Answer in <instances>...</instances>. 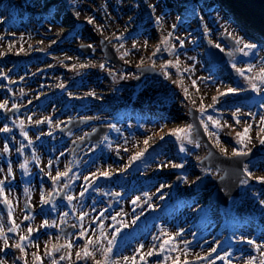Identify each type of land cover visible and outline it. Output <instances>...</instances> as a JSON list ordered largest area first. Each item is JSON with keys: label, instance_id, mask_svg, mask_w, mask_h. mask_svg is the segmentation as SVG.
Returning <instances> with one entry per match:
<instances>
[{"label": "rangeland", "instance_id": "1", "mask_svg": "<svg viewBox=\"0 0 264 264\" xmlns=\"http://www.w3.org/2000/svg\"><path fill=\"white\" fill-rule=\"evenodd\" d=\"M35 1L0 0V103L7 101L5 88L10 87L16 101H7L6 107L23 101L29 106L9 125L0 126L10 129L0 132V181H4L0 185L4 189L0 196V226L8 241L5 248L4 238H0V260L4 264H53V260L57 264H94L104 259L101 245L107 247L119 228L110 254L117 264H125L123 257L134 255L137 264H173L177 256L182 257L181 264L185 260L189 264H208V260L196 257L208 256L212 248L217 252L208 256L209 260L227 254L225 260L216 259L215 264H248L251 258H255L253 264H259L264 258L256 247L264 246V205L260 203L264 200V183L258 181L264 177V145L259 142L264 139V123L260 120L264 116V84L254 81L261 91H253L236 69L247 70L251 65L253 70L245 71V76L254 77L264 68V44L259 34L263 23L258 22L254 28L252 17H232L225 7L233 6V0H100L99 6L82 0L69 6L56 0L43 15L36 7L30 8ZM70 7L106 22L86 26L82 20L65 23L60 18L45 19L58 8L59 14H66ZM260 9L264 11V5ZM242 10L252 13L247 5ZM223 35L233 40V49L222 42ZM98 38H105L114 47L123 68L104 59ZM238 39L242 42L237 43ZM180 41H184L183 47ZM206 41L220 44L222 52L235 54L231 61H225L235 71L234 78L211 61ZM244 43H255L257 48L245 50L249 51L245 56L241 51ZM79 44H89L93 54H80L76 50ZM38 51L45 54L30 60ZM140 65L161 71L162 79L148 78L136 85L138 73L134 67ZM12 82L16 87H11ZM228 88L237 91L221 96ZM248 93V101H233L237 95ZM213 97H217L216 103ZM188 107L198 111L203 129L205 123L208 125V132H204L219 153L231 156L234 149L259 153L244 163L247 177L239 184V196L229 199L224 207L208 203L213 187L203 193L196 189L200 179H214L221 172L198 164L206 149L194 140L192 129L191 143L171 135L191 125ZM201 108L205 109L203 114ZM209 116L219 121V128L213 127ZM67 117L91 121L60 135L58 129L67 124ZM19 120L33 125L41 121V126L27 129L18 125ZM46 121H50L48 128L44 126ZM249 124L251 143L243 147L237 143V133ZM96 125H109L111 129L99 143L88 144L72 157L71 141L86 137ZM5 143L7 152L3 151ZM137 152L144 153L138 160L133 159ZM22 164L26 167L21 168ZM57 171H67L68 176L54 182L52 177ZM102 172L110 175L102 176ZM177 176L180 179L175 189ZM245 180L247 183H243ZM131 186H137L136 193H128ZM52 190L54 200L58 192L64 191L63 202H44ZM68 196L73 199L69 201ZM134 198L138 200L136 215L130 204ZM82 212L87 215L81 220ZM25 216L31 219L25 220ZM12 220L19 225L15 232L8 231ZM61 223L75 226V230L64 235ZM28 227L33 232L28 240L21 241V236L28 235ZM101 229L106 239L101 238ZM81 231L85 232L84 238ZM169 237L172 243L161 252L160 245ZM88 238L100 239V243L89 248L93 257L77 260L76 253L82 252ZM69 242L72 248L63 247ZM17 243L22 244L23 252L15 247ZM53 245L60 250L53 252ZM149 250L158 254L147 256ZM46 251L52 255H46ZM34 255L40 260L35 261ZM141 255L145 260H140Z\"/></svg>", "mask_w": 264, "mask_h": 264}, {"label": "water", "instance_id": "2", "mask_svg": "<svg viewBox=\"0 0 264 264\" xmlns=\"http://www.w3.org/2000/svg\"><path fill=\"white\" fill-rule=\"evenodd\" d=\"M222 41L230 45V48L233 49L234 42L227 36L222 37ZM100 50L103 54V57L118 66L119 69L123 67V63L118 58L114 48L107 42L106 39H99ZM77 50L85 55H90L93 52V48L87 44L79 45ZM207 53L210 55L211 59L218 65L222 66L226 72H228L232 77H235V71L230 67L225 65V61H231L232 56L229 53L220 51L214 45H211L207 42ZM38 55H41L39 53ZM235 55V54H234ZM135 70L140 73L137 81L140 82L146 76H154L157 78H162L161 73L154 69L153 67L146 65L141 67H136ZM250 94L237 95L233 101H240L243 99H249ZM3 111L0 109V113ZM7 115H11V111L7 112ZM188 115L192 123L193 138L196 141H199L204 148L207 150L205 156L199 160V164L204 169H214L221 172V175L216 179H207L203 178L199 181L197 188L200 190H207L209 187H213L211 193V199L213 202L226 206L229 199L232 197L239 196V184L242 181L243 177H247L244 170L243 164L259 155L257 151L248 152V155H233L225 156L220 154L211 142L208 140L199 120L198 112L192 108H188ZM83 122H86V119H74L69 120L65 130H69L72 127H77ZM109 127L107 126H97L92 131L88 132L86 137L83 138L80 142L75 143L73 148V153L76 149L82 145L89 142L96 143L100 140L102 135H105ZM179 177L176 178L175 184L177 185ZM251 182V181H250ZM64 192H61L58 195V199H62ZM73 230L72 226H67L61 230L64 235H67L70 231Z\"/></svg>", "mask_w": 264, "mask_h": 264}, {"label": "snow or ice", "instance_id": "3", "mask_svg": "<svg viewBox=\"0 0 264 264\" xmlns=\"http://www.w3.org/2000/svg\"><path fill=\"white\" fill-rule=\"evenodd\" d=\"M89 22H91V21H89ZM173 27H175V25ZM229 35L231 36L232 34L229 33ZM241 42H242V40H240V39L237 40V43H241ZM183 44H184V41H180V46L181 47H183ZM215 47L221 48L220 44H216ZM256 48H257V44H255V43H244V47H243V49H241V51L243 52V54L245 56H247L249 54V51H245V50H252V49H256ZM221 51H223V49H221ZM154 55H155V53H154ZM168 63L171 64V61H169ZM178 63H179V61H177V64ZM101 67H103V66H101ZM165 67H167V65H165ZM233 67L235 68V64L233 65ZM236 70L241 76H244V78L249 81L253 91H261V89L259 88L258 84L256 82H254V81H259V84H264V68H260L259 72L254 77L253 76H245V71H252L253 70L251 65H249V68L247 70L240 69V68H237ZM185 71H188V69H185ZM195 83L196 82L193 81V85H195ZM236 91H237V89H235V88H228L226 92L220 93V95L221 96H225V95H228V94H231V93H235ZM185 93H187V89H185ZM216 102H217V97H213V103H216ZM7 103L8 102L6 100L3 103H0V109L6 108ZM12 107L16 108V105L13 104ZM209 107H211V105H209ZM261 107H264V103L261 104ZM200 111H201V114H203L205 109L201 108ZM248 115H252V113H249ZM208 119L212 121L213 127H216V128L220 127V123H219L218 120H213V118L211 116H209ZM260 120H261V123H264V116H261ZM36 123H41V121H37ZM202 123H203V121H202ZM236 123H240L239 119L236 120ZM251 127L252 126L249 124L247 127H245L243 132L237 133V137H238L237 143L242 145L243 147H247V143H251V138L248 135ZM191 129H192V125H188L187 128H185V129H177V130H175L173 133H171V135L176 136L177 139L188 140V142L191 143L192 142V140H191ZM204 130L206 132H208V125L206 123L204 124ZM8 131H10V129L7 126H5L4 128H0V132H8ZM261 132H264V128H261ZM24 135L27 138V133H24ZM209 135L210 136H215L216 133H209ZM161 139H163V137H161ZM259 142H260L261 145H264V139H260ZM29 143H31V141H29ZM144 143L148 144V140H145ZM217 143H219V138L218 137H217ZM146 150L147 149H145V151ZM180 150L181 151L185 150L183 145H181V149ZM3 151L4 152L9 151L7 143H5ZM143 155H144L143 152H137L135 154V156L133 157V159H137L138 160ZM233 155L234 156L235 155H248V152L243 151V150L234 149L233 150ZM182 166L183 165H173V167H182ZM25 167H26L25 164L21 165V168H25ZM245 171H247V168H245ZM9 172H11L10 169H9ZM100 175L107 177L110 174L108 172H102V173H100ZM67 176H68V172L67 171H65V172L57 171L56 175L54 177H52V179L55 182V181L60 180L61 177H67ZM87 179L88 178L85 177V180H87ZM258 181L261 182V183H264V177H259ZM3 183H4V181H0V185H3ZM243 183H247V181L245 180V181H243ZM65 187H67V184L65 185ZM3 194H4V189H3L2 186H0V196H3ZM80 195L83 196L84 193L81 192ZM67 199L69 201H71L73 199V197L72 196H68ZM137 199H139V198H137ZM42 200H43V197H42ZM50 200H51V197H49V200H45L44 202L48 203V202H50ZM4 202L8 203L6 197H5V201ZM135 203H136V200L133 201V204H135ZM260 203L262 205H264V200L260 201ZM8 215H9V219L11 220V216H12L11 210H9ZM65 215H67V213H65ZM85 215H87V213H83V212L81 213V217H80L81 220L83 219V217ZM100 215L103 216V212ZM24 219L28 220V219H31V217L25 216ZM112 219L115 220L116 217H112ZM133 223H135V221H133ZM44 224L47 225L48 222L45 221ZM124 226L127 227V225H124ZM18 228H19V225L16 224L14 220H12V227H10L8 229V231L9 232H15ZM119 231H120L119 228L115 229V232L113 233L112 238L107 241V247H103L101 245L100 250H101V252H102V254L104 256V259L103 260H95L94 264H117L116 261L111 259L110 254L112 253V249H113V246H114V243H115V240H116V233H118ZM32 232H33V229L31 227H28V229H27L28 235L21 236L20 240L21 241L28 240L29 237L31 236ZM176 235H181V233L177 232ZM80 236H81V238H84L85 237V232L81 231ZM0 238H4L5 248H7L8 247V241H7V238L4 237V231H3V227L2 226H0ZM101 238L106 239V237H104V233H103L102 229H101ZM172 240H173L172 237H169V239L165 240L160 245V251L163 252L165 247L172 243ZM247 242L249 244H253L254 243V241H252V240H248ZM99 243H100V239H95L94 240L92 238H88L87 242H86V245L82 249V252L78 251L76 253L77 260L93 257L94 253L92 251H90L89 248L92 247L93 245H96V244H99ZM185 243H187V242H185ZM72 246H73L72 243L69 242L66 245H64L63 247L72 248ZM15 247L20 249L22 252L24 250L22 244H20V243H17L15 245ZM143 247H144V245L141 244L140 248L143 249ZM256 247L260 251L261 257H264V246L257 245ZM59 250H60V248H58L56 245H53V249H52L53 252L54 251H59ZM216 252H217V249L216 248H212L211 252L208 254V256H211L212 253H216ZM45 254L48 255V256H51L52 252H47L46 251ZM156 254H158V253L154 252L153 250H149L146 255L147 256H153V255H156ZM186 254H187V252H185V255ZM208 256H197L196 259L197 260H208V264H215V260L216 259L225 260L227 254L225 256L217 255L215 257V259H213V260H209ZM60 259H65V257L61 256ZM254 259L255 258H251L248 261V264H253ZM34 260L35 261H39L40 257L34 255ZM123 260L125 261V264H129V262H130V264H137V257L135 255L132 256V257H123ZM140 260H145V256L141 255L140 256ZM0 264H4V261L0 260ZM53 264H57V262L55 260H53ZM173 264H181L180 258L178 256L174 259ZM183 264H189V262L187 260H185L183 262ZM259 264H264V258L260 259Z\"/></svg>", "mask_w": 264, "mask_h": 264}, {"label": "trees", "instance_id": "4", "mask_svg": "<svg viewBox=\"0 0 264 264\" xmlns=\"http://www.w3.org/2000/svg\"><path fill=\"white\" fill-rule=\"evenodd\" d=\"M54 1H56V0H42V1H35V4H34V6L33 7H30V8H34V7H36V9H38L40 12H41V14L43 15L44 14V9L49 5V4H53L54 3ZM64 3H67L69 6H73L72 5V2L74 3L75 1H80V0H62ZM82 1H89V2H91V4H94V5H98L99 4V2H100V0H82ZM105 1H108V0H105ZM112 1V0H111ZM253 1V3H254V6H250V8L254 11V12H256L259 16H260V18L261 19H263L264 20V11H261V9H260V6L261 5H264V0H252ZM41 4V5H40ZM41 7H40V6ZM100 5V4H99ZM98 5V6H99ZM57 6L59 7V8H61L62 7V5H59V4H57ZM230 4H228V5H226V8H228L229 9V11H230V13H231V15H232V17H235V18H241L242 17V14L239 12V11H234V13H232V9H230ZM58 8V9H59ZM58 9L57 10H55V12H52L53 14L52 15H46V16H48V17H45V19H50V18H54V19H57V18H60L61 20H62V22L64 21L65 23H66V21L69 23V22H74V23H76V22H78V21H80V20H82V21H84L85 23H86V26H91V25H95V24H97V22H100L101 24H102V21H104V22H106V20L105 19H103L102 17L100 18V19H102V21H97L96 19H94L93 17H92V15H91V13L90 14H88L87 16H85V15H83L82 13H81V11L82 10H80L79 8H71L70 7V9L68 10V11H66V14H59V12H58ZM86 12V11H85ZM59 15H61V16H59ZM45 16V15H44ZM83 17V18H82ZM89 21H91V22H89ZM236 23H238V22H236ZM239 24V23H238ZM259 34L262 36L261 38L263 39V44H264V33L263 32H259ZM180 258H182V257H180Z\"/></svg>", "mask_w": 264, "mask_h": 264}, {"label": "flooded vegetation", "instance_id": "5", "mask_svg": "<svg viewBox=\"0 0 264 264\" xmlns=\"http://www.w3.org/2000/svg\"><path fill=\"white\" fill-rule=\"evenodd\" d=\"M11 87H16V82H12L11 84ZM10 87H6L5 88V94H7V101H10V102H15L16 101V98H15V96L14 95H12L11 94V92H10ZM1 93V92H0ZM9 103V102H8ZM16 105V104H15ZM13 106V105H12ZM12 106H9V107H6V109H3L4 111L3 112H9V111H11V115H7V114H5V113H3V114H0V126L1 125H9L10 123L9 122H11V121H13L14 119V116H16L18 113H22L24 110H26V109H28L29 108V106L27 107L26 106V104H25V101H23L22 102V104H19V105H16V108H13ZM66 113H68L69 114V112H66ZM71 117H67V120H69ZM72 118H74V117H72ZM78 118V117H77ZM89 120L91 121V119L89 118ZM22 121V120H21ZM25 121V120H24ZM20 122V120H19V122H18V125L19 126H21V124L22 125H24V127H26L27 129H34V128H36V127H39V126H41V124L40 123H36V124H32V123H26L25 124V122ZM65 125H66V123H64V124H62V126H61V128H59L58 129V133L61 135H64L65 133H70V132H73L74 130H75V128L74 129H71V130H69V131H67V132H64V133H61L60 132V130L62 129V128H64L65 127ZM44 126L46 127V128H48V126H49V122L48 121H46L45 123H44ZM75 142V141H74ZM74 142L73 141H71V146H73V144H74ZM88 146V144L87 145H85V146H82V147H80V149L78 150V152H81L82 150H85L86 149V147ZM72 148V147H71ZM52 196V199L50 200V203H52V202H61V201H57V194H56V199L54 200V198H55V194H54V190H52L51 192H50V195H49V197H51ZM49 200V199H48ZM24 204H26V203H24ZM24 209L27 211V212H29L30 211V208H29V206H25L24 207Z\"/></svg>", "mask_w": 264, "mask_h": 264}]
</instances>
